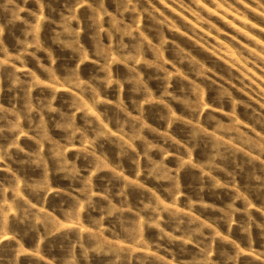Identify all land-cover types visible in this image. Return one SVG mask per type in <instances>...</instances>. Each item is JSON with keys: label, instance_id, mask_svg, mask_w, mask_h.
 I'll list each match as a JSON object with an SVG mask.
<instances>
[{"label": "rangeland", "instance_id": "rangeland-1", "mask_svg": "<svg viewBox=\"0 0 264 264\" xmlns=\"http://www.w3.org/2000/svg\"><path fill=\"white\" fill-rule=\"evenodd\" d=\"M0 264H264V0H0Z\"/></svg>", "mask_w": 264, "mask_h": 264}]
</instances>
